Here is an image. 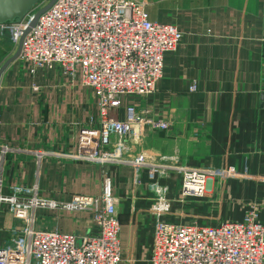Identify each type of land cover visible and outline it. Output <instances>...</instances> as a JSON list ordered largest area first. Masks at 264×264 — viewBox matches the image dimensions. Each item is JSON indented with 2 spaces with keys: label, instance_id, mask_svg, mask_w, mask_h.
Here are the masks:
<instances>
[{
  "label": "crops",
  "instance_id": "1",
  "mask_svg": "<svg viewBox=\"0 0 264 264\" xmlns=\"http://www.w3.org/2000/svg\"><path fill=\"white\" fill-rule=\"evenodd\" d=\"M146 2L151 20L177 26L183 38L177 49L164 53L157 89L148 96L124 97L120 118L133 103L170 126L146 125L138 136L127 137L123 156L145 151L170 165L218 170L235 166L236 175L209 179L202 199L187 200L200 206L185 208H202L210 223L196 222L217 224L241 220L252 201L264 223V182L251 180L264 178V0ZM6 36L0 37V66L17 49ZM99 119L98 98L80 73L69 77L58 65L31 73L21 58L15 59L0 82V191L9 194L17 184L38 185L41 196L70 201L77 194L100 195L109 176L121 223L119 264H150L156 220L151 209L157 203L151 184L164 189L169 208L165 219L192 222L174 200L180 195L181 175L151 176L143 169L137 185L131 165L59 155L75 151L81 129ZM117 141L112 138L111 149ZM246 201L250 204L245 209ZM36 215L37 228L97 232L86 210L39 208ZM20 224L3 208L0 240L7 241Z\"/></svg>",
  "mask_w": 264,
  "mask_h": 264
},
{
  "label": "built area",
  "instance_id": "2",
  "mask_svg": "<svg viewBox=\"0 0 264 264\" xmlns=\"http://www.w3.org/2000/svg\"><path fill=\"white\" fill-rule=\"evenodd\" d=\"M49 1L42 0L40 8ZM146 5V0H56L24 36L19 58L31 73L57 65L69 77L80 73L82 83L98 98V122L81 129L75 151L59 155L131 165L137 185L143 169L160 177L174 172L181 175L183 196H204L208 180L222 175L221 170L170 165L145 151L128 158L122 154L127 137L138 136L146 125L170 126L133 103L124 107L120 118L124 97L148 96L157 89L164 53L177 49L183 38L177 26L151 20ZM34 14L18 23L1 24L13 30L16 46ZM113 137L118 138L115 149L110 148ZM151 187L159 200L153 208L150 264H264V223L258 204H252L241 220L173 222L164 218L163 188L156 182ZM5 207L21 224L11 229L7 241L0 240V264H119L122 260L121 223L109 176L100 195L77 194L70 201L45 198L38 185L17 184L9 194L0 191V212ZM39 208L89 211L97 232L79 235L37 228Z\"/></svg>",
  "mask_w": 264,
  "mask_h": 264
},
{
  "label": "water",
  "instance_id": "3",
  "mask_svg": "<svg viewBox=\"0 0 264 264\" xmlns=\"http://www.w3.org/2000/svg\"><path fill=\"white\" fill-rule=\"evenodd\" d=\"M55 1L56 0H50L44 7H41L35 12L29 26L23 32L15 53L11 57H8L0 66V82L3 73L7 70L9 65L15 59L19 58L26 33L36 24L39 16L49 9ZM40 2L41 0H0V37L6 35H9L10 37L13 36V30L11 28H3L1 27V24L20 22L25 16L31 13Z\"/></svg>",
  "mask_w": 264,
  "mask_h": 264
},
{
  "label": "rangeland",
  "instance_id": "4",
  "mask_svg": "<svg viewBox=\"0 0 264 264\" xmlns=\"http://www.w3.org/2000/svg\"><path fill=\"white\" fill-rule=\"evenodd\" d=\"M41 2H42V0H41ZM41 2L35 7V9L31 12V13H35L38 9H40V6H41ZM43 3V2H42ZM7 37V36H6ZM15 44V43H14ZM17 48V46L15 45V49ZM222 171V175H219V176H217L216 178H221V179H224V180H226V179H229V177L231 176L232 177V175H236L237 174V170H236V167L235 166H229L228 168H226V169H222L221 170ZM251 180H254V181H256V182H264V178H254V179H251ZM163 191H164V189H163ZM207 193V192H206ZM163 195H165V193L163 194ZM206 195V194H205ZM165 197V196H164ZM204 196H183L182 195V192H181V190H180V195L177 197L176 195H175V202H178V203H180L181 205H183L182 206V208H183V211H182V213L181 214H183L185 217H187L188 219H187V221H197V220H199V222L200 223H210V221L209 220H206V218H207V216H208V214H207V212L206 211H203L202 210V208H200V209H195L194 208V211H196L197 213H193L194 211H192V210H189L188 208H185V207H189L190 205L191 206H193L192 204H189V203H187V200L188 199H191L192 201L194 200V199H197V200H200V199H202ZM158 200H159V197H158V194H157V203H158ZM252 204H254L252 201H250ZM250 202L249 201H246L245 202V209L248 207L247 205L248 204H250ZM157 203H155V205L157 204ZM252 204H250L249 205V207L252 205ZM155 205H153L152 206V209H151V211H152V213H153V208H154V206ZM194 206H200V204H196V205H194ZM169 210V208H168V205H166L165 206V213L167 212ZM183 218V217H182ZM184 219V218H183ZM185 220V219H184ZM221 222H223V221H221ZM217 223H220V222H217ZM213 224H216L215 222H213Z\"/></svg>",
  "mask_w": 264,
  "mask_h": 264
}]
</instances>
